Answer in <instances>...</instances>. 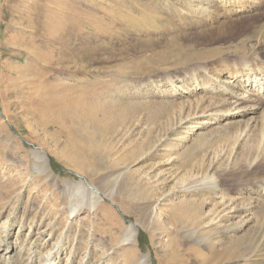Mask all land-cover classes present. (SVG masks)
Instances as JSON below:
<instances>
[{"label":"rangeland","instance_id":"1","mask_svg":"<svg viewBox=\"0 0 264 264\" xmlns=\"http://www.w3.org/2000/svg\"><path fill=\"white\" fill-rule=\"evenodd\" d=\"M243 71L264 0H0V264H264Z\"/></svg>","mask_w":264,"mask_h":264},{"label":"bare ground","instance_id":"2","mask_svg":"<svg viewBox=\"0 0 264 264\" xmlns=\"http://www.w3.org/2000/svg\"><path fill=\"white\" fill-rule=\"evenodd\" d=\"M237 75H238L237 78H239L238 81L241 82L243 87H254V88L257 87V89H255L256 93L258 94V92L259 93L262 92V86H264V74H253V73H250V72H246L245 73L243 71V72L238 73ZM229 82L231 83V81H229ZM227 84H229V83L227 82ZM238 88H240V85H238ZM247 93L248 92H246V94ZM246 94L232 97V98H234V100L232 102L233 105H234L233 106V113H232L233 115H235V114H237L239 116L254 115L255 113H257V110L259 111L260 108L258 106H256L254 103L253 104L249 103V105L247 104L246 106L243 105L242 100L247 98L248 95H249V94H247V95ZM251 95L252 94H250V96ZM251 100L254 101L252 98H251ZM241 103H242L243 106H241ZM33 154H34L35 158H37L38 160L43 162L45 168H48V166H47V158L42 152L34 151ZM76 184H77L76 186H78V188L81 191V195H82V198H83V204L85 206L91 207L92 203H93V198L95 196L101 195L100 190L98 188H96L95 186H91V185L87 186L86 184H84L82 179H80ZM105 196H110V194H105ZM130 230L131 231H130L129 240L133 241L134 238H135V235H136V231H135V228L133 226L130 227ZM6 252H7V250L4 252V256H5L6 259H8L9 257H8ZM44 264H49V263L45 261ZM138 264H148V257L147 256H142L141 260L139 261Z\"/></svg>","mask_w":264,"mask_h":264}]
</instances>
